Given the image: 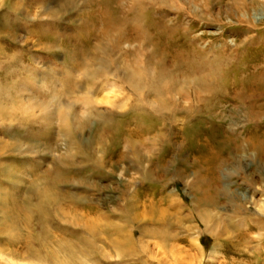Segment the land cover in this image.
<instances>
[{
    "label": "rangeland",
    "instance_id": "1",
    "mask_svg": "<svg viewBox=\"0 0 264 264\" xmlns=\"http://www.w3.org/2000/svg\"><path fill=\"white\" fill-rule=\"evenodd\" d=\"M115 2L0 0V264H264V155L246 146L216 167L225 128L264 130V89L261 113L222 102L260 86L264 0H154L138 38L125 21L119 33ZM186 61L217 73L211 111L170 101L178 113L156 118L144 108L163 98L127 79H184ZM207 193L216 203L197 207ZM207 213L242 226L218 239Z\"/></svg>",
    "mask_w": 264,
    "mask_h": 264
},
{
    "label": "bare ground",
    "instance_id": "2",
    "mask_svg": "<svg viewBox=\"0 0 264 264\" xmlns=\"http://www.w3.org/2000/svg\"><path fill=\"white\" fill-rule=\"evenodd\" d=\"M131 2H132V4L127 5V6L126 5L124 6L123 1L116 0V2H115L121 6L120 9L122 11L120 14V18H119V25L117 26L118 29L120 28L119 33L123 32V29L121 28V26L125 25V23L128 22V24H129L128 31H129L131 36H135L137 38L138 37H146L148 32L145 31V29H146L145 28V22H144V20H145L144 19V17H145L144 16V8L145 7H143V5L144 4L153 5L154 0H131ZM122 3H123V5H122ZM156 3H157V0H156ZM124 21H125V23H124ZM115 31H116V27L114 26L112 29H110L109 33L114 34ZM150 41H151V38L149 37L148 42H150ZM103 53L105 55V59H103L104 57H99L98 60H100L102 62L104 60L108 61V59L106 57V55H108V54L106 52H103ZM101 59H103V60H101ZM183 64L184 65L181 69H179L178 67H175L174 71L178 70L183 75L184 79H181L182 77H179V78H175L173 76L171 77L170 76L171 74H168L166 72H160L158 74V76H156V75H153L150 73L146 74L143 71H141V72L135 71L134 72V79L133 80L127 79L128 85L132 88L133 94L136 97H138V99L143 100L145 98L146 92L152 96H155V98H158L159 96L163 98V99H161V101L163 100L162 104H158V106H156V107L152 106L149 109L144 108L145 110H149L151 112L154 111L155 115H153V116H155L158 119H161L160 116H162L164 114L173 116L174 113H176V112L178 113L179 110L171 111L172 107H171L170 101L171 102H176V101L178 102L179 101V102L185 103L186 99L195 100V102H197L198 104L203 103V105H201V108H199L197 106L192 107V104H193V101H192V103L189 104L188 108L185 106L186 110L189 109V111H190L193 109L195 111L197 108L199 110V112H198L199 115L200 114L202 115L203 113L205 115L206 112L211 111V108L209 109L208 106L206 107L204 105V103L209 104V98L208 97H211L212 95L214 96L215 90H219V89L221 90L223 88L221 86L222 84L220 85L218 80H215L216 79L215 76L217 75V73L215 76L210 75V74L207 75L205 73H202L203 70L199 69V68H203V67L205 68V66L213 68V66H211L210 64L206 65V63H204V65H205L204 66L203 64H201L199 62V63H197V65H194V64L187 63V61H186V63H183ZM217 67L219 68L220 66H217ZM101 68L102 67L99 66V71L97 68V70L95 69L94 72L88 73L86 75V78H88L91 81H94L93 78L95 77L96 73H98L102 70ZM220 69L224 70L225 67H220ZM185 74H186V76H185ZM209 76L211 79H208ZM177 80H180L178 84L176 82ZM259 81H260L259 87H256L257 86L256 84H255L256 86L251 84L250 87H248L250 90L247 91L246 93L245 92L241 93L240 91L236 92L235 96H233L231 99H230L231 96L228 97L227 95H225L222 97L223 98L222 102L223 103H230L234 110L236 108L238 109V107H236V106H242V107H245V109L247 108V110H250L252 112L259 111L260 109H262V105H263L262 104L263 103L262 102V95H263L262 89H264V72L263 73L261 72V74L259 76ZM259 88H261V89H259ZM180 105H181V103H180ZM182 107H184V106H182ZM182 109H184V108H182ZM137 111H138V109H137ZM149 111L148 112L144 111L146 113H144V112H142V113L147 114V113H150ZM261 111L262 110H260L259 113H261ZM181 113H183V112H181ZM143 116H146V115H143ZM144 122L147 124V125L145 124L146 126L144 125V127H146L147 130H150V128H152V126L149 125L145 120H144ZM222 126L223 125H221V129H222ZM233 130H234V126H232V127L230 126L229 129L225 128V130L222 131L223 136L221 138V143L223 144V148L217 156L218 166H216V167H219L221 165L220 160L226 156V152L234 153L239 149L245 148L246 146H251L250 148H254L259 155H264V130L261 131L260 137L259 136L258 137L250 136L248 139H247V137H246V139L244 137H241L240 136L241 133H239L237 131L235 132L236 133L235 134L233 132ZM215 190L216 191L220 190V188L218 189V186H217V187H215ZM178 203H180V201ZM215 203H216V198L214 197V195H209V193H207L202 198L201 202L200 201L196 202V205H197V207H200V204L201 205L204 204L205 206L206 205L213 206ZM260 208H261V211L264 212V204L260 205ZM199 209H201V208H199ZM200 212H202V211L200 210ZM205 218H203V220L206 223L207 229L212 230L213 233H216L218 236V239L221 238L225 233L227 234V231H229L228 228H231V227L239 228L242 226L241 221H239V219H235L234 216L227 215L225 217V220H223L221 218V216H218L216 214L207 213ZM230 233L228 235H230ZM233 233H235V232H233ZM229 239H231V238L229 237ZM70 251H71V254L73 256L72 259H75L74 258L75 257L74 256L75 255L74 248H72ZM213 253H215V251ZM214 255L215 254H212V257Z\"/></svg>",
    "mask_w": 264,
    "mask_h": 264
}]
</instances>
